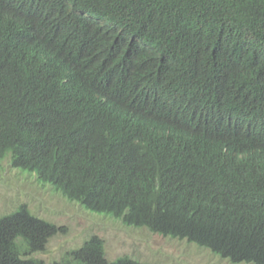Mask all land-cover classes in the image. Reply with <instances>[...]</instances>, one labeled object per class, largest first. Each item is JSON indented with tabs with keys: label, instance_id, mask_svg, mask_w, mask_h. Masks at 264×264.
I'll use <instances>...</instances> for the list:
<instances>
[{
	"label": "trees",
	"instance_id": "obj_1",
	"mask_svg": "<svg viewBox=\"0 0 264 264\" xmlns=\"http://www.w3.org/2000/svg\"><path fill=\"white\" fill-rule=\"evenodd\" d=\"M124 225L264 264V0H0V161ZM62 227L0 216V264Z\"/></svg>",
	"mask_w": 264,
	"mask_h": 264
},
{
	"label": "rangeland",
	"instance_id": "obj_2",
	"mask_svg": "<svg viewBox=\"0 0 264 264\" xmlns=\"http://www.w3.org/2000/svg\"><path fill=\"white\" fill-rule=\"evenodd\" d=\"M20 204L35 216L63 228L48 239L43 250L32 254L47 263L78 248L87 238L98 236L108 260L127 256L151 264H253L231 262L185 239L124 225L119 218L88 211L50 185L40 183L34 173L13 167L6 157L0 161V216Z\"/></svg>",
	"mask_w": 264,
	"mask_h": 264
}]
</instances>
